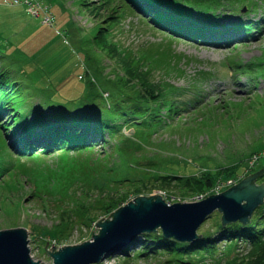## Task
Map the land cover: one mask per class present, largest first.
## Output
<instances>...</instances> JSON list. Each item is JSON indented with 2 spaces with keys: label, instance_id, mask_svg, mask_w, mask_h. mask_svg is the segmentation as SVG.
<instances>
[{
  "label": "rangeland",
  "instance_id": "374dc122",
  "mask_svg": "<svg viewBox=\"0 0 264 264\" xmlns=\"http://www.w3.org/2000/svg\"><path fill=\"white\" fill-rule=\"evenodd\" d=\"M9 1L0 0V64L6 67L4 77L14 74L25 81L24 106L52 102L74 108L92 102L111 108L104 110L106 116L119 117L113 112L117 104L125 119L128 109L142 101L140 85L154 84L158 94L141 104L148 107L143 122L150 121L152 108L157 122L138 126L141 135H133L138 128L128 123L122 127L125 137L111 143L105 136L108 142L102 141L95 155H78L80 160L60 154L20 158L0 128V230L26 229L33 260L51 264V245L82 244L91 232L98 233L97 221L109 219L101 211H89L95 223L72 229L62 224L55 228L62 236L52 230L84 203L85 182L110 185L136 176L152 183L159 173L197 175L239 160L241 168L250 162L254 170L264 168V0H246L258 5L247 7L248 14L245 5L209 7L232 21H260V33L235 35L226 46L175 41L123 0H35L39 17L27 15L21 3L5 4ZM46 15L53 17L52 25L43 24ZM239 173L244 178V170ZM229 181L218 180L194 199L176 189L166 193L141 187L139 196L189 203L228 189ZM91 192L90 203L98 196ZM211 216L220 219L217 211ZM214 229L213 219H207L197 233L214 234ZM245 248L242 244L239 251ZM121 256L112 252L98 264H121ZM129 258V264H165L161 256Z\"/></svg>",
  "mask_w": 264,
  "mask_h": 264
},
{
  "label": "trees",
  "instance_id": "16d2710c",
  "mask_svg": "<svg viewBox=\"0 0 264 264\" xmlns=\"http://www.w3.org/2000/svg\"><path fill=\"white\" fill-rule=\"evenodd\" d=\"M16 1L17 3L12 0L5 4L21 3L25 6L27 13L28 7L23 2L24 0ZM123 2L131 7L135 14L146 18L151 27L157 28L175 41L181 39L192 43L221 45L229 42L231 34L246 35L251 31L258 32L260 27L258 20L255 22L251 19L244 22L232 21L221 14L222 12L211 13L209 11V7L224 8L237 5L258 7L256 3L246 0H172L171 2L123 0ZM247 9L249 11V8ZM37 11L39 17L40 11ZM47 11L48 8L44 10L45 14ZM45 17H50V21L43 22V24L52 25L53 17L48 15ZM177 59L180 60L181 56L177 55ZM5 68L4 63L0 64V128L3 130L8 147L20 158L60 154V157L61 155L62 157H76L80 160L82 155H95L94 149L105 140V136L111 140V143H114L117 138L125 137L122 127H127L126 124L129 123V126L138 128L140 125H153L159 118L153 108L149 122H143L142 118L148 107L141 104H148L149 99L158 97L154 84L140 85L142 91L138 99L142 101H138L137 105L129 108L130 114L122 119L125 113L117 104L113 107V112H119L117 113L119 117L106 116L104 110H111V108L101 109L92 102L81 103L74 108L66 104V106H58L52 102L48 104L40 102L32 107L24 106L22 88L25 87V81L19 79V75L17 77L14 74L4 77ZM91 91L92 89L88 93ZM132 114L136 118L131 117ZM1 116H5V120L1 121ZM137 133L141 135L139 128L133 130V135ZM242 164L243 161L239 160L228 167L219 166L213 170H203L197 175L190 176L159 173L152 179V183L150 180L141 181L136 176L116 180L109 183L110 185L94 181V185L91 186L85 182L82 185L85 187L82 193L86 197L84 203L78 205L76 213L67 215L66 218L61 217L52 230L56 231L57 236H62L61 232L55 229L62 224L70 226L71 229L77 224L87 227L95 223V218L88 216L89 211L98 210L110 216L115 209L127 203L130 198L141 195L143 189L156 188L166 193L176 189L183 197L188 196L194 199L214 188L218 180H223L224 183L228 180L234 183L240 181L239 171L241 169L244 170L243 177L261 169L260 167L254 170V167H249L248 163L241 168ZM258 180L260 183L264 182V174ZM91 189L96 190L98 196L97 198L95 196L93 202L90 203ZM73 194H76L75 191L71 193ZM207 219H213L214 234L206 235L208 232H205V235L193 243L167 240L159 231L143 234L129 247L118 252L122 255L121 264H129L131 259L129 256L134 259L161 256L165 258V264H264V202L254 211L247 225L238 222L222 225L217 216H210ZM242 244L246 248L241 252L239 246ZM135 245L139 247L133 250ZM131 249L132 251L128 254Z\"/></svg>",
  "mask_w": 264,
  "mask_h": 264
},
{
  "label": "water",
  "instance_id": "95a60500",
  "mask_svg": "<svg viewBox=\"0 0 264 264\" xmlns=\"http://www.w3.org/2000/svg\"><path fill=\"white\" fill-rule=\"evenodd\" d=\"M263 174L264 168L198 202L168 204L158 195L138 196L115 210L109 219L97 221L98 233L91 232L90 240L56 250L51 245L54 251L46 252L51 264H98L142 234L160 231L167 240L193 243L200 237L198 228L214 211L220 214L222 225H247L254 210L264 202V182L256 184ZM0 264H41L30 256L26 229L0 230Z\"/></svg>",
  "mask_w": 264,
  "mask_h": 264
},
{
  "label": "built area",
  "instance_id": "2783aa9c",
  "mask_svg": "<svg viewBox=\"0 0 264 264\" xmlns=\"http://www.w3.org/2000/svg\"><path fill=\"white\" fill-rule=\"evenodd\" d=\"M26 6L28 7L27 8V13L31 16H38V4L35 3V0H24L23 1ZM15 3H17V1L15 0ZM50 21V17H45L44 18V22H49Z\"/></svg>",
  "mask_w": 264,
  "mask_h": 264
},
{
  "label": "bare ground",
  "instance_id": "6f19581e",
  "mask_svg": "<svg viewBox=\"0 0 264 264\" xmlns=\"http://www.w3.org/2000/svg\"><path fill=\"white\" fill-rule=\"evenodd\" d=\"M249 167L253 168V167H252V162H250Z\"/></svg>",
  "mask_w": 264,
  "mask_h": 264
},
{
  "label": "clouds",
  "instance_id": "9594fccd",
  "mask_svg": "<svg viewBox=\"0 0 264 264\" xmlns=\"http://www.w3.org/2000/svg\"><path fill=\"white\" fill-rule=\"evenodd\" d=\"M56 250V249H55Z\"/></svg>",
  "mask_w": 264,
  "mask_h": 264
}]
</instances>
